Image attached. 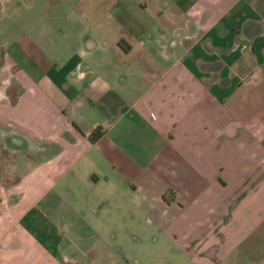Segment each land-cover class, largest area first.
Segmentation results:
<instances>
[{"label":"crops","instance_id":"crops-1","mask_svg":"<svg viewBox=\"0 0 264 264\" xmlns=\"http://www.w3.org/2000/svg\"><path fill=\"white\" fill-rule=\"evenodd\" d=\"M7 1L0 264H264V0Z\"/></svg>","mask_w":264,"mask_h":264},{"label":"rangeland","instance_id":"rangeland-1","mask_svg":"<svg viewBox=\"0 0 264 264\" xmlns=\"http://www.w3.org/2000/svg\"><path fill=\"white\" fill-rule=\"evenodd\" d=\"M10 1H11V0H9V1L6 2V6H9V3H8V2H10Z\"/></svg>","mask_w":264,"mask_h":264},{"label":"trees","instance_id":"trees-1","mask_svg":"<svg viewBox=\"0 0 264 264\" xmlns=\"http://www.w3.org/2000/svg\"><path fill=\"white\" fill-rule=\"evenodd\" d=\"M96 138V136L93 135L92 139L94 140Z\"/></svg>","mask_w":264,"mask_h":264},{"label":"clouds","instance_id":"clouds-1","mask_svg":"<svg viewBox=\"0 0 264 264\" xmlns=\"http://www.w3.org/2000/svg\"><path fill=\"white\" fill-rule=\"evenodd\" d=\"M0 98H2V97H0Z\"/></svg>","mask_w":264,"mask_h":264}]
</instances>
